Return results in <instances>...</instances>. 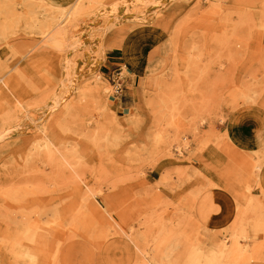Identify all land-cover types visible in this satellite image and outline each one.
I'll use <instances>...</instances> for the list:
<instances>
[{"label": "rangeland", "instance_id": "374dc122", "mask_svg": "<svg viewBox=\"0 0 264 264\" xmlns=\"http://www.w3.org/2000/svg\"><path fill=\"white\" fill-rule=\"evenodd\" d=\"M8 1L14 15L0 28V96L13 97L19 87L30 106L19 111L17 103L0 100L8 108L0 113V153L6 156L0 187L37 190L39 200L26 211L61 214L57 238L45 249L52 264L66 263V256L68 264H100L95 256L114 240L122 241V259L136 264L142 254L131 238H161L169 230L170 238H197L206 250L230 247L241 221L250 230L246 237L237 234L249 264H264V233L249 227L264 221V172L258 169L264 168V0H94L74 21L67 11L43 10L61 27L71 24L59 42L29 34L22 0ZM227 1L249 11L253 24L218 44L213 37L223 11L212 7ZM196 43L213 56L193 83L187 62L200 54ZM128 47L141 62L126 54ZM119 72L123 91L117 94ZM76 73L101 76L111 90L106 109L82 96L68 112L81 92ZM46 127L70 156L71 164L58 171L27 161ZM85 198L106 222L75 225ZM22 241L15 252L32 251L29 238ZM180 250L171 249L168 262ZM4 252L0 264L8 262Z\"/></svg>", "mask_w": 264, "mask_h": 264}, {"label": "bare ground", "instance_id": "6f19581e", "mask_svg": "<svg viewBox=\"0 0 264 264\" xmlns=\"http://www.w3.org/2000/svg\"><path fill=\"white\" fill-rule=\"evenodd\" d=\"M39 2V5L36 3ZM94 0H22L21 10L26 13L24 17V25L26 31L31 33L42 34L44 38H47L50 42L64 41L69 35L68 27H61L57 20L59 19L55 15L46 14L43 10L55 11L60 15H63L66 11L71 14V19H77L84 11H86V4L92 3ZM227 5L221 6L220 4L214 5L212 8H217V12L222 10V21L219 23L216 35L213 40L218 44L235 39L236 35L242 32L244 29L251 27L252 15L246 10H236L237 3L227 1ZM232 4V5H229ZM44 7H47L44 8ZM13 5L8 0L0 1V28L6 26L8 19L13 16ZM153 32L155 29L152 28ZM143 32V31H142ZM125 41V39H123ZM201 46L199 55L189 56L187 62V72L193 77V83L197 79H201L207 72V67L212 59L213 52H207L202 45L196 43V47ZM136 51L133 48H126V54L133 59L141 62L142 55L135 54ZM80 80V94L77 102L69 105L68 112H72L76 107L81 105V97L84 96L87 100L96 102L101 108L106 109L109 106V98L111 97L109 86L101 79V76H84L83 73H76ZM8 85V82H7ZM16 87V86H15ZM13 97L8 94L0 96V100L6 101V104H16L19 111H29V104L24 103L23 96L20 92V88L14 89ZM14 98V99H13ZM11 103V104H10ZM0 103V113L5 112L8 108L2 106ZM5 118L1 120L3 124L8 123L11 119V115H4ZM8 120V121H7ZM196 120V118H194ZM164 137V133L157 136V143H161ZM35 144L27 153V161L38 160L49 163V165L56 171H58L66 162L71 164L69 154L62 151L59 146L60 139L58 134L49 128H43L40 132V140L34 142ZM201 152L202 147L200 148ZM7 152H11L7 149ZM208 156V154H207ZM6 156H2L0 153V162L5 160ZM12 158V157H11ZM8 162V161H5ZM259 170L264 172V168L258 167ZM37 190L30 189L28 187L16 186L10 183L0 187V252H4L8 255L7 264H52L50 255L45 251L47 245H49V238H57L60 231L61 214L54 210L48 217H44L41 213L27 212L29 204L33 201L39 200ZM223 199L222 197H220ZM214 196L210 197L212 202H215ZM84 205L86 207L85 212H78L75 220V225L85 226L94 222H106L105 215L94 206L89 198L84 199ZM223 205V206H222ZM222 205H215L216 211L224 208ZM41 203L37 206L39 208ZM245 215V214H244ZM113 218V216L110 214ZM245 217V216H244ZM45 218L47 220H45ZM44 221L50 223V228L47 229L44 225ZM257 222L252 223L249 227H252L254 231H261L264 233V221L257 218ZM79 224V225H78ZM236 224V223H235ZM234 239L230 247H226L222 244L216 250H206L201 245L199 239L185 236L184 238H170L173 234L172 230L166 231L163 237L159 238H145L140 235L137 238H131L136 250L142 254L136 260V264H249L248 249L244 247L237 238V234H241L246 237L250 230L248 223L241 221L233 227ZM22 238H29L32 246V251L25 254H21L18 249L23 241ZM176 241L177 246L172 242ZM88 242V241H85ZM122 245V241L114 240L106 242L100 255L95 256L97 262L104 263L107 260L113 261L115 264L122 262V264H131L130 259H122V249L118 247ZM182 247L179 254L176 256L174 263L168 262V258L171 253V249ZM73 246H76L74 243ZM72 246V247H73ZM109 249H115L119 252L110 253ZM57 257V256H56ZM141 258V262H140ZM64 264H68V256L64 258ZM117 262V263H116ZM126 262V263H125ZM5 264V263H4Z\"/></svg>", "mask_w": 264, "mask_h": 264}, {"label": "built area", "instance_id": "2783aa9c", "mask_svg": "<svg viewBox=\"0 0 264 264\" xmlns=\"http://www.w3.org/2000/svg\"><path fill=\"white\" fill-rule=\"evenodd\" d=\"M114 86L117 94L123 91L121 72L117 73L116 78H114Z\"/></svg>", "mask_w": 264, "mask_h": 264}]
</instances>
